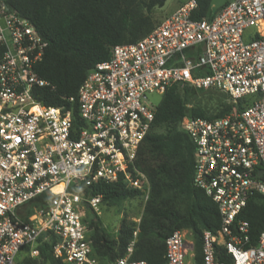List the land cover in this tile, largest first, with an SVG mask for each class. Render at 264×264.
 <instances>
[{"label": "built area", "instance_id": "1", "mask_svg": "<svg viewBox=\"0 0 264 264\" xmlns=\"http://www.w3.org/2000/svg\"><path fill=\"white\" fill-rule=\"evenodd\" d=\"M194 8L188 0L143 39L112 47L67 99L76 103L74 123L70 110L34 99L48 86L34 71L46 43L0 0V264H23L25 249L37 258L43 242L63 264H100L85 219L99 215L102 198L83 189L122 177L147 200L135 159L154 122L148 96L172 86L218 91L233 105L223 117L180 123L195 146L193 185L221 221L215 235L202 234L201 264H264V230L253 245L248 224L236 220L252 194L264 197V0H228L209 21L192 20ZM42 195L48 199L25 215ZM132 247L108 264H147L130 260ZM164 247L163 264H194L185 231H173Z\"/></svg>", "mask_w": 264, "mask_h": 264}, {"label": "trees", "instance_id": "2", "mask_svg": "<svg viewBox=\"0 0 264 264\" xmlns=\"http://www.w3.org/2000/svg\"><path fill=\"white\" fill-rule=\"evenodd\" d=\"M166 1L6 0L16 14L33 25L46 43L34 71L48 86L35 89L34 99L47 107L70 110L74 123H78L76 103L69 104L67 99L76 97L87 73L97 63L108 60L112 47L135 43L147 36L160 22L154 24L151 12ZM194 1L192 20L209 21L220 10L210 5L211 0ZM206 91L218 92L172 86L161 95L151 131L135 159L137 170L149 184L145 202L140 191L128 188L122 177L110 184L97 183L83 189L85 195L101 196L100 207L119 206L137 198L142 201L138 222L122 219L115 239H109L105 229L98 225L95 213H86L93 256L100 264H108L124 256L131 242L130 260L163 264L164 241L175 230L189 232L193 241L194 264H201L202 234L208 231L215 235L221 221L216 204L203 190L193 185L195 146L180 123L185 117L220 118L233 106L228 101L219 105L214 115H207L195 105L197 96ZM237 108L241 109L240 103ZM157 129L162 132L155 133ZM47 199L42 195L28 203L23 207L25 215L41 207ZM236 220L248 224L250 243L254 245L264 230V197L252 194ZM38 250L37 258L30 259L25 249L18 260L23 264H63L53 258L47 242L41 243ZM217 252L221 260H227L222 248H217Z\"/></svg>", "mask_w": 264, "mask_h": 264}, {"label": "rangeland", "instance_id": "3", "mask_svg": "<svg viewBox=\"0 0 264 264\" xmlns=\"http://www.w3.org/2000/svg\"><path fill=\"white\" fill-rule=\"evenodd\" d=\"M187 1L188 0H167L162 7L153 9L151 12V17L154 21V24H157L159 21H161L163 16L169 15L175 7L185 4ZM160 98L161 95L157 93L148 96V100L153 106L158 104ZM228 101V98L221 93L206 91L197 96L195 105L203 109L207 115H214L218 111L219 105L227 104ZM161 132L162 130L160 129L155 131V133ZM141 210L142 201L139 198L125 201L119 206L102 205L99 207V215L97 216L98 225L105 229V231L108 233L109 239H115L116 231L119 227L120 221L122 219H126L129 221L138 222V217L141 213ZM185 233L187 251L188 254H191V252H193V241L189 232L185 231Z\"/></svg>", "mask_w": 264, "mask_h": 264}, {"label": "water", "instance_id": "4", "mask_svg": "<svg viewBox=\"0 0 264 264\" xmlns=\"http://www.w3.org/2000/svg\"><path fill=\"white\" fill-rule=\"evenodd\" d=\"M228 0H211L210 5L215 9L222 8ZM262 174V171L258 173V175Z\"/></svg>", "mask_w": 264, "mask_h": 264}, {"label": "crops", "instance_id": "5", "mask_svg": "<svg viewBox=\"0 0 264 264\" xmlns=\"http://www.w3.org/2000/svg\"><path fill=\"white\" fill-rule=\"evenodd\" d=\"M178 7H179V5H178L177 7H175L174 10H172V11L170 12V14H171L172 12H174ZM170 14H169V15H170ZM167 16H168V15H167ZM165 17H166V16H163V19H164ZM161 20H162V19H161Z\"/></svg>", "mask_w": 264, "mask_h": 264}, {"label": "bare ground", "instance_id": "6", "mask_svg": "<svg viewBox=\"0 0 264 264\" xmlns=\"http://www.w3.org/2000/svg\"><path fill=\"white\" fill-rule=\"evenodd\" d=\"M58 189H59V188L55 187V188H53V191H54V192H57Z\"/></svg>", "mask_w": 264, "mask_h": 264}]
</instances>
